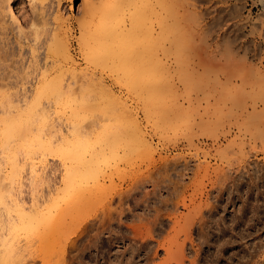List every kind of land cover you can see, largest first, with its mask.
Returning a JSON list of instances; mask_svg holds the SVG:
<instances>
[{"label":"rangeland","instance_id":"obj_1","mask_svg":"<svg viewBox=\"0 0 264 264\" xmlns=\"http://www.w3.org/2000/svg\"><path fill=\"white\" fill-rule=\"evenodd\" d=\"M69 1L36 0L35 4L37 3L36 7L38 8L45 7L50 24L55 23L57 19L64 21V31L67 28L70 49L73 58L75 57L74 59L77 61L76 73L86 78L93 75L97 78L100 77V79L103 78L105 85L107 84L105 87L85 85L77 91L79 102L85 100L88 102L87 105H82L80 108L82 113V116L80 115V127L87 133L86 136L88 135L87 137L94 141L97 139V134L103 130L111 129L110 126H116V130H120L122 133L119 135L120 138H116V141L121 142L123 139L121 144L119 142H117L118 144L116 143L119 145L117 148L123 153L130 150V147L128 146L127 149L126 146L128 136H131L128 133L130 122L132 119L138 118L145 129L150 149L149 145L135 141L133 146L137 148L135 149L137 154L134 153L133 158H130L129 161L114 164L109 158L107 161H111V166L108 168L107 174H105L104 179L100 180L101 182L99 181L96 184V187L95 185L93 186V188H97L93 190L97 192V197L93 196L92 201L86 204L87 206L83 205L84 207H77L78 209L75 208L69 213L65 212L66 214L59 215V217H56L58 221L53 219L56 221L53 225L58 223L55 226H58L57 230L52 225L47 226L48 229L45 228V232H40L39 235H41L31 241H26L24 236L18 240V247L20 246L19 249H22L19 251H23L26 256L25 261L22 263L160 264L161 259L164 257V252L160 251L156 256L157 242L162 241L164 237H174L176 235L171 233V226L169 225L168 227L166 225L167 233L171 234L163 235V237L159 236L158 230L160 226L155 223L157 217L156 213L152 211L154 200L156 198H173L172 200L176 202L175 197L170 195L167 189V185L178 179L176 171H174L175 167L181 170L185 165H188L191 169H194L197 164L203 166L209 164L214 169L219 168L226 171L229 168L232 169L233 171L230 172L229 176L236 178L239 175L238 180L240 179V184L243 183L244 187L240 188L242 189V191H239L240 194L237 192L234 196L236 198L239 195L242 196L241 198L239 197L240 200L239 198L235 199L236 203L228 206L224 214L221 212L224 216L220 215L225 218L229 225L232 224V221L236 220V223L237 220H241V223L238 221L240 223L239 226L246 229L240 228L241 231H238L239 226H237L236 235L232 233L235 236L231 235V232L227 233V236H233L226 238L232 240L230 246L234 249H230L226 241L223 242V240L222 243L212 237L207 245H203L205 248L204 253L199 255L201 264L205 262H207L206 264H264V176L262 174L264 173V132L254 135L252 139L248 129L244 131L236 143L229 144L232 138L226 140V131L229 126L226 111L230 97L232 95L238 97V100L240 99L250 106L252 104L251 100H253L252 93L254 94V92L264 89V0H165L170 3L168 5L165 2L163 10L153 4V6H156L153 14L150 11L152 3L159 1L148 0V5L151 3L149 5L151 8L148 6L149 10L147 9L145 15H151L147 16L148 18L146 19L148 20L144 21L147 23L143 25L146 24V27L152 32L148 34L151 39L149 42L151 46L148 47L150 48L148 50L150 54L147 53L149 55L146 58L148 63L145 60L147 64H145L143 72L137 75V78L142 77L147 80L153 72L156 89H160L157 95L160 97L158 98V103L162 105L159 109L156 107L159 104H153L155 107L151 105L153 99H150L152 97H150L151 94L149 92H145L141 88L144 92H140V95H138L139 88L136 89V92L138 91L136 94L135 90H132L130 86L125 88L126 86L122 84V80L119 81L122 77V72L117 74V71H111L109 69L110 63L109 68H106L108 66L105 68L95 67L94 64H90L89 58H86L88 50L80 39V29L86 22L83 19L81 9L79 10L83 0H75L73 8H71ZM162 1L164 2V0ZM132 2L137 3L140 0ZM12 4L22 22L23 18L31 15L32 7L29 5L28 0H13ZM156 10L157 12L161 11L158 16L154 13ZM148 11L150 12L148 13ZM129 14L132 16L130 12L126 13V16L128 23H131L129 19L132 17L130 16V18ZM139 18L141 17L139 16ZM139 18L137 17V20ZM5 20H7V24L10 23L7 17ZM133 20L132 23L136 24L135 17ZM143 20L145 18L139 21ZM10 24H8L9 28L4 36L12 43V48L8 50L9 56L0 55V74L4 78L6 74L8 76V73H10L9 75L15 81L24 77L21 74V71L25 74L22 70L23 67L28 68L33 65V62L30 63L33 46H29V41L27 42L25 39L22 40L23 46H20L16 41L17 31H14L12 29L13 26L10 27ZM139 24L138 22L137 25ZM152 24L153 26H151ZM23 25L25 27L24 31L28 33L30 27ZM39 26L42 29L43 25ZM156 32L162 35H158ZM30 35L31 33L28 36L32 38ZM155 36L157 38H159L158 36L162 37L161 40L158 39L161 42L160 46H155L159 45ZM147 40L149 41V39ZM152 40L153 42H151ZM48 47V45L38 47L35 52V55H39L38 59L42 62L46 49H49ZM155 47H158L157 49L160 47V50ZM54 53L58 54L57 51ZM54 53H50V58L52 60L56 58L62 62L61 56L59 54L57 56ZM136 60H134L135 65ZM154 66L157 67L154 68ZM16 67H21L22 69L20 70ZM14 69L18 70L17 73H15ZM111 69L113 70L114 67ZM70 76L68 72L66 78H70ZM30 80L34 83L36 82L33 81V78ZM31 86L27 85L26 87L29 90L34 89ZM130 88L132 91L129 90ZM18 89L19 87L10 90L3 88L0 89V93H15ZM156 89L154 91H157ZM20 90L22 91V88ZM110 90L113 92L111 95L109 94L111 93ZM107 92L109 93L107 94ZM112 95H116V99H113L116 100L114 110L110 106L115 102L108 105ZM117 98L119 101H117ZM50 105H52L50 107L54 115H52V122H54V119L58 122L62 118V113L59 112L57 106H54L55 104ZM97 105H100L98 106L100 109H96ZM101 106L103 107L101 108ZM147 108L151 111L149 116ZM261 108L264 109V107ZM88 113H90V117L83 119V116ZM235 113L236 115L234 114L233 117L236 121H238L239 114L245 116L242 111ZM256 116L259 119H264V113ZM57 117L61 118L56 120ZM59 123H61L60 125L65 124V126H61L63 129L60 127L62 131L64 130L62 132L63 135L61 134L60 136H69L71 122L69 124L67 117L63 116L62 121ZM250 126L252 127V124H249L248 127ZM59 132H55V134L57 133L56 135L58 136L61 133ZM124 141H126V145ZM145 147L148 148L144 149ZM148 149L151 153L148 152ZM18 156L20 160H25L26 158L24 153H19ZM34 161L32 163V160H25L27 164L23 172L24 184L19 189L23 196H21L22 199L26 200L27 204L31 203L32 199L29 175L30 169L34 165L36 169L38 166L42 169L38 168L39 173L42 172V174L40 173L41 176H47V180L39 184L37 188L40 194L48 187H52L53 194L55 192L52 195L55 197L58 189L62 188L61 179L63 178L64 166L59 159L48 155L43 163L39 162L41 161L39 158ZM165 164H170L171 166L167 173L162 170ZM259 172L262 173L260 174ZM6 173V170L5 173H2L4 177ZM194 179V175L190 174L186 177L185 183L188 185ZM141 180L146 181L145 185L142 184L144 186L140 187L142 189H139L136 194H131H134L136 199L139 198L137 201H143L142 199L146 197L148 192L153 193V196H151L152 201L150 200V208L152 207V209H147V205L141 202V205H137L135 209L134 203L136 200H133L135 198L128 194L132 198H130L131 202L128 199L130 203L126 202L129 206L128 209L132 208L131 211H134H124L123 213L126 215L124 214L125 216L123 215V219H121L118 214L122 212L121 208H119L120 205H118L119 196L131 192V189L134 186L136 187V183ZM3 182L6 183V180ZM154 182H159L162 186L156 190V194H154L155 189L152 184ZM229 184H231L229 185L231 187L232 183L229 182ZM56 188L57 190L54 191ZM92 189L90 192L94 193ZM191 193L192 191H189L188 195ZM47 194L44 193V196L47 197ZM228 196L227 194L226 198ZM255 206L258 212L255 211L253 213L252 210L249 213V208L255 209ZM124 210H126V206ZM162 210H165V208ZM168 211L170 210L168 209ZM174 213L179 214L177 211ZM112 216L114 219H111L113 218ZM116 216H119L122 221L116 219ZM252 216L255 222L253 225L255 226L248 229L247 227L252 225L248 218L252 219ZM242 220L245 222L248 220L247 222L250 223H245ZM257 226L259 227L256 231ZM42 233L44 234L42 235ZM237 233L242 239L238 237ZM243 233L245 235H242ZM252 234L253 236H251ZM193 238L194 240L202 241L199 237L197 238L196 234L193 235ZM234 239L235 241L239 239L236 242H240L236 244L233 241ZM198 240L195 242L196 244H199ZM143 244H146V249L140 250ZM220 245L224 247H222V250L227 251H220L221 249H218L221 248L219 247ZM145 251L149 252L146 253L147 258L146 254H144ZM221 252L226 257L218 259L217 261L220 260L219 262L215 261L214 256L222 254ZM235 252H238V255ZM256 252L260 254L254 255ZM232 253H234L233 258L230 257ZM189 257L194 258L195 256L191 254Z\"/></svg>","mask_w":264,"mask_h":264},{"label":"bare ground","instance_id":"obj_2","mask_svg":"<svg viewBox=\"0 0 264 264\" xmlns=\"http://www.w3.org/2000/svg\"><path fill=\"white\" fill-rule=\"evenodd\" d=\"M132 1L135 2V0H83L79 10L81 9L83 19L86 22L80 29V39L88 50L86 52V58H89L88 60L90 64H94L95 67L105 68L108 66L106 68H109L110 63L109 69L111 71H117V74L118 72H122V77L119 81L122 80V84L126 86H124L125 88L130 86L132 90H135V94L138 92H136V89L139 88L138 95H140V92H144V90L145 92H149L151 94L150 97H152L150 99H153L152 104L150 100V104H159L156 105L159 109L162 105L158 103V98L160 97H158L157 94L160 89H156L153 72L149 75L147 80L142 77L137 78V75H139L140 72H143L145 64L148 63L146 58L149 56L147 53L150 52L148 51L150 50L148 47L151 46V43H149L151 39L148 34L152 32L149 31L146 24L143 25L144 23H147L144 21L148 20L146 19L148 18V15L153 14V11L155 10L154 7L158 6L159 8H162L161 10H163V6L166 1L164 0L163 2L161 0V3L160 0H158V4L152 3V8L149 6L151 3L148 5V0H140V2L137 3H133ZM28 2L32 7V12L29 17L23 18L22 22L13 7V0H0V32L2 36L0 38V55L4 54L5 56H9L8 50L12 48V43H10L9 39H6L4 36L6 34V30L9 28L8 24L10 23V27L13 26L12 29L17 31L18 36L16 41L18 44L23 46L22 40L25 39L27 42L29 41V46H33L30 61V63L33 62V65H30L28 68L23 67V69L21 67H16L17 69H22L23 72H25L24 74L21 71V74H23L24 77L14 81L13 77L9 75L10 73H8V76L6 74L4 78H2V74H0V89L7 88L10 90L15 87H19V89L22 88V91H19L18 89L15 93H0V264H24L22 262L25 261V253L23 254V251H19L22 249H19L20 246L18 247V240L22 236H24L26 241H31L37 236H40L41 234L39 235V233L42 231L45 232V228L48 229L51 225L52 227L54 226L55 229L58 228V226L55 227L58 223L53 225L54 222H56L53 219L58 221L56 217H59V215L63 213L66 214L65 212L69 213L75 208H79L83 205L87 206L86 204L92 201L93 196L97 197V192H94L93 190L96 187V184H98L102 178L104 179L108 168L111 166V161L114 164H117L129 161L130 158H133L132 156L134 153L137 154L135 152V149L137 148L133 146L135 141L149 145V141L145 135V129L142 127L138 118H134L130 122L131 125L129 126L130 129L128 133L131 136H128L127 145L126 141H124L127 149L129 146L130 150H127L126 152L122 153L120 149L117 148V146L119 147V145H117V142L119 141H116V138H120L119 135L122 133L120 130H116V126H110L111 129L103 130L97 134V139L94 141H91L87 137L88 135L86 136L87 133L82 130V127H80V115L82 114L80 112V108L82 105H87L88 102L87 100L79 102L77 91L85 85H99L105 87L107 84L105 85V80H102L103 78L100 79V77L97 78L94 75L86 78L85 76H79L76 73L77 61H75V57L73 58L70 49V40L67 36L69 32H67V28L64 31V21L57 19L55 23L50 24L47 19V11L45 10V7H36V0H28ZM69 2L71 3V8H73L75 0H70ZM153 4L156 6H153ZM148 6L151 8L150 11H152V13L145 15ZM150 11H148V13ZM128 12L132 13V16L129 14V17H132L129 19L131 23H128L127 20L126 13ZM160 12H157L156 10L154 13L158 16ZM133 16L137 22L136 24L132 23V20L134 19ZM139 16L141 18H139ZM6 17L8 18V21H10L8 24L7 20H5ZM137 17L139 20L144 18L145 20L139 21L137 20ZM138 22L140 23L139 25H137ZM23 24L30 27L28 33L24 31L25 27ZM39 25H43L42 29H40ZM151 26H153V24ZM29 33H31L30 36H32V38L28 36ZM157 33L158 32H156V34ZM158 35L162 34L158 33ZM158 37L159 38L156 37L155 39H162L161 36ZM147 39H149V41ZM159 40L157 42H159ZM151 42H153V40ZM160 43L161 42L158 43L159 45L155 46H160ZM47 45L49 46V49H46L45 57L42 62L38 59L39 55H35V52L38 47H44ZM155 48L157 49L158 47ZM157 50H160V47ZM51 51L53 53L57 51V53L61 56L62 62L58 61L56 58L52 60V58H50V53H52ZM58 54L56 55L58 56ZM134 60H136V65ZM113 67L114 69L112 70L111 68ZM156 67L157 66H154V68ZM14 71L17 73L18 70L14 69ZM68 72L71 75L70 78H66ZM32 78L33 81H36L35 83L30 80ZM27 85H32L34 89L29 90L26 87ZM152 87L154 88L152 89ZM131 88L129 90H131ZM155 89L157 91H154ZM110 92L111 93L107 92V94L109 93L111 95L113 93L111 90ZM254 94L252 93L253 100H251L252 104L250 106H248L246 102H243L240 99L238 100V97H234L233 95L230 97L226 111L229 125L228 130L226 131V140L232 138L229 144L236 143L240 139V136L243 135L244 131L248 129L250 130L252 139L254 138V135L264 132V119H259L256 116L257 114L259 115L260 113H264V109L261 108L264 107V89L259 92L256 91ZM111 98L112 99L107 101L108 103L110 102L108 105L115 102L110 106V108L114 110L116 100L113 99H116V95H112ZM112 100L113 102H111ZM104 101H106V99H104ZM117 101H119L118 98ZM50 104H55L54 106H57L59 108V112L62 113V118L65 116L67 117L69 124L71 122V126H69L71 134L69 133V136H60L64 131H62L60 127L62 125L65 126V124L60 125L61 123L59 122L62 121L61 117L56 118V120L61 118L58 122H56L55 119L53 120L54 122H52V117L54 115L50 107L52 105ZM98 106L100 105H97L96 109H100ZM102 107L103 106H101V108ZM153 107L155 106L153 105ZM259 108L262 110H259ZM146 110L148 111L146 112L149 116L151 111L148 108ZM241 111L245 114V116H242L243 114H239L243 118L238 116V121H236L233 115H236L235 112L239 113ZM89 114L90 113L84 115L83 119H88L90 117ZM240 118H242V121L239 120ZM249 124H252V127H248ZM55 132H59L60 134L57 136V133L55 134ZM121 142H119V144H121ZM148 147L150 149V145ZM148 147H145L144 149ZM149 149L148 152L151 153ZM19 153H24L26 156L25 160H32V163L35 162L34 160L36 158H39L41 160L39 162L43 163L48 155L59 159L64 166V173L63 178L61 179L62 188L58 189V193L56 194L57 196L53 197L55 192L53 194L52 187H48L41 194L38 192L37 188L39 184L47 180V176H41L40 173L42 174V172L39 173L38 171L40 166L37 165L38 167L36 169L33 164L34 166L30 169L29 175V182L32 187L31 203L27 204L26 200L22 199L23 196L20 192L21 190L19 189L24 184L23 172L28 161L25 162L24 159L20 160L18 156ZM109 158H111V161H107ZM196 166L197 167H194V169H191L188 165H185L181 170H178L177 167L174 168L178 179L170 185H167V189L170 195L175 197L174 199L176 202L172 200L173 198H156L154 200L155 202L153 201L154 206H152V211L156 213L157 220L155 223L160 226L158 230L159 236L163 237V235L167 236V234L171 233L176 235L174 237H164L162 241L157 242L158 247L155 251L156 256L158 255V252H164V257L161 259L160 264H201L199 255L204 253L205 248L203 245H207L210 239L214 237V239H218L221 242L223 240V242L226 241V243H228L227 245L230 246L232 244V240L226 238L229 236H227V233L231 232V235L234 233L236 235L235 231L238 229L237 226L241 223V220H237L236 223L235 220L234 222L232 221L233 225H229L225 218L222 217L224 215L221 214V212L223 214L226 212L228 206L236 203L235 199L237 200L242 196L239 195L238 198L234 196L240 190L242 191V189H240L242 186L244 187V185H242L243 183L240 184V179L238 180L239 175L236 176V178L229 176L230 172L233 171L230 168L226 171L225 169H214L210 167L209 164L204 166L197 164ZM170 168V164H165L162 170L167 173ZM39 169L42 170L41 168ZM5 170L7 173L4 177L2 173H5ZM262 172L259 173L261 174ZM190 174H193L195 179L192 183L187 185L185 183L186 177ZM262 174L264 176V173ZM4 180H6V183L3 182ZM147 182L150 183L148 180ZM229 182L232 183L231 187L229 186L231 185ZM145 183V180L138 181L136 183V187L134 186L133 189H131L133 192L130 190L131 192L127 191V194H121L122 196H119L120 200L118 205H120L119 208H121L122 212H119L118 214L121 219H123L122 217L125 214L123 212L129 210L127 203L130 201V196L132 195L131 193L136 194L139 189H142L140 187L144 186ZM152 184L155 189L154 194H156V190H158L161 185L159 182H154ZM94 185L95 187L93 188ZM91 189L94 193L90 192ZM56 190L57 188L54 189V191ZM189 191H192V193L188 195ZM44 193H48V198L44 196ZM128 194L131 195L129 196ZM227 194L229 196L226 198ZM132 196L135 198L133 200H136V202L133 201L135 202V209L137 205H141V203L147 205V209H152V207L150 208V200L152 201L151 196H153V193L148 192L146 194L147 198L145 197L146 200L144 198L142 199L143 201H137L139 198L136 199L134 194ZM125 206L126 210H124ZM169 207L175 210H172ZM163 208H165V210H162ZM250 208L249 211L247 210L249 213L252 210L253 213L257 210L256 206L254 207L255 209ZM131 209L132 208H130L129 211H131ZM168 209L170 211H168ZM176 211L179 212L178 215L177 213H174ZM119 216H116V219H120ZM111 219H114V217ZM248 219H250L249 221L252 225L247 228L251 229L255 226L253 225L255 222L253 216L252 219ZM247 221L248 220L243 222L250 223ZM166 225H168V227L169 225L171 226V233H167V230L165 229V227H167ZM258 227L259 226H257L256 231L258 230ZM240 228L246 229L245 227L242 228L239 226L238 231H241ZM55 229L54 231L56 232L57 229ZM244 233L242 235H247V233ZM43 234L44 233H42V235ZM195 234L197 235V238L199 237V239L202 240L200 242L197 239L199 244L195 243L197 241L193 238V235ZM251 236H253V234ZM238 237L240 238L239 234ZM238 240L236 239V241ZM233 241L236 244L240 242H236L235 239ZM145 247L146 244H143L140 250H145ZM219 247L221 248H217L219 250L221 249L220 251H224L222 250L223 246L220 245ZM229 248L234 249L231 248V246ZM146 253L149 252L145 251L144 254ZM221 253L222 254L214 256L215 261L224 257L225 254H223V252ZM258 253L256 252V254H253L257 255ZM191 254H193L196 259H194L195 257H189ZM233 254L234 253H232V256L230 257L233 258ZM235 254L238 255V252H235ZM137 256L139 255L137 254ZM206 263L207 262L204 264Z\"/></svg>","mask_w":264,"mask_h":264}]
</instances>
